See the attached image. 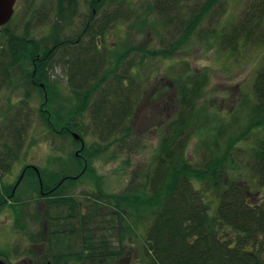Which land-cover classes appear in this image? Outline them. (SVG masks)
<instances>
[{"label": "trees", "instance_id": "trees-1", "mask_svg": "<svg viewBox=\"0 0 264 264\" xmlns=\"http://www.w3.org/2000/svg\"><path fill=\"white\" fill-rule=\"evenodd\" d=\"M220 1H148L149 8L139 14L126 6L129 0H87L89 9L80 29L67 33V28L76 25L79 2L56 0L52 4L54 18L50 31L39 39L32 36L29 27L17 33L10 22L0 32V88H28H24V98L15 114H8L15 104L10 98L8 110L0 112V136L4 139L0 146V175L11 171L21 152L29 124L26 104L32 93L30 84L39 85L44 93L40 109L51 131L71 136L76 150L79 148L78 154L73 151L76 167L86 165L94 172L93 157L114 144L119 152L126 149L127 157L123 161L129 165L134 153L144 146L134 121L142 94L136 68L146 57L171 59L195 35L201 38L203 46L211 47L220 41L228 51L239 50L248 43L264 47L262 1L252 3L235 24L203 30L204 21ZM152 13L161 20L158 25L175 31L166 47L133 46L130 38L119 51L105 46L111 28L127 24L133 17L131 27L148 23L157 26ZM174 22L176 25L172 27ZM158 27H152V35L158 34ZM56 64L65 68L78 100L71 105L73 114L90 107L93 128L108 140L105 144L95 142L90 146L80 133L85 141L83 145L72 134L78 129L72 121L74 116L65 115V111L54 105L57 90L53 89L55 82L50 69ZM183 70L182 74L169 76L166 88L173 93L163 101V108L157 106L153 115L145 117L147 130L157 132L159 139L148 160L139 162L131 183L123 191H105L103 177L96 174L97 189L86 192L85 200H78L64 190V183L75 179L69 171L50 179L38 165L42 187L49 190L45 195L55 199L54 206L68 208L49 212V216L58 214L54 218L64 221L61 232L69 234L67 238L54 234L51 254L55 261L89 264L100 259L129 264L132 257L141 254L147 264H264V61L256 71L252 91L242 97L245 107L252 106L248 118H242L240 113L226 118L218 111L211 112L207 102L199 104L210 76L208 72L198 73L190 65ZM93 95L96 98L91 101ZM238 119L243 121L235 128ZM195 135L203 152L200 157L190 159L188 146ZM11 138L14 142L10 143ZM246 139H251L250 148H244L248 158L246 163H241L236 154ZM240 167L250 171L246 179ZM24 168L18 192L11 195L17 202H27L25 196H19L25 188L37 190L38 197L43 196L38 173L30 165ZM256 176L260 184L253 183ZM0 185L11 186L2 178ZM257 185L259 188L254 190ZM106 222L110 224L106 231L112 233L104 232L102 226ZM16 223L26 229L23 221L17 219ZM58 231L59 227H54L53 232ZM114 235L118 244L110 239ZM128 236L132 238L130 243L126 240Z\"/></svg>", "mask_w": 264, "mask_h": 264}, {"label": "rangeland", "instance_id": "rangeland-1", "mask_svg": "<svg viewBox=\"0 0 264 264\" xmlns=\"http://www.w3.org/2000/svg\"><path fill=\"white\" fill-rule=\"evenodd\" d=\"M148 1L153 2L155 0H129V5L126 6L136 9L139 14H144L148 7ZM255 1H262L264 4V0H221L204 21L203 30L212 29V27L217 25L228 26L230 24H235ZM55 2L56 0H18L11 26L20 34L29 27L33 37L37 39L41 38L50 31L52 26L54 18V8L52 4L55 5ZM78 2L79 10L75 18L76 25L71 29L67 28V33L77 32L81 27L80 24H82L83 19L88 13L89 6L87 0H78ZM151 17L157 22V26L155 23H152V25L148 23L147 25L131 27V22L135 17L128 20L127 24L123 25L121 23L113 26L106 35L105 46L113 48L112 50L117 49L119 51L120 48L122 49V45L130 38V42L133 46L149 45L150 48L153 47L155 49L166 47L169 39L172 38V32L175 31H169L168 29L170 27L158 25L161 20L155 13H152ZM40 18L42 20H39ZM175 25L174 22L172 27ZM152 27H158V34L155 32H153V35L151 34L150 30H152ZM201 43V38L195 35L186 47L175 53L173 58H160L159 56L146 57L145 62L140 67L136 68L137 76H139L137 81L142 86V94L138 98L139 103L136 108L137 116L134 122L136 124L135 130L140 132L141 142L144 143V146L141 147V149L139 148L140 150L138 149V152L134 153L130 159L129 165L126 161H123L127 157L126 149L119 152L116 144H114L107 150L98 152L93 157L92 162L95 166L94 172L89 171L86 165H81L80 168L76 167V164L73 162V151L75 152L79 148L76 150L77 147L71 136L57 135L51 131L49 126L45 123L44 115L40 109L42 101L45 98L44 93L40 91L39 85L30 84L29 88L32 93L27 97L26 104L29 124L26 133L23 135L21 152L18 158L15 159L11 171L2 176L0 175V178L10 185L17 180L22 169L26 165L34 164L44 168V171L46 170L47 172V178L51 177L50 179H56L64 171H69V174L73 175L75 179L70 182L67 180L64 183V190L66 193H72L78 200H85V195H87L86 192L97 189L98 179L96 178V174H98L99 178L103 177L104 181L102 187L105 191L110 193H119L123 191L131 183L132 174L139 162L144 163L148 160L159 139L157 132L154 130H147L146 125L148 123H146V115H153L157 106H161V109L163 108V101L173 93L172 90L166 88L168 84L166 83L167 80L171 79L169 76L182 74L184 72L183 68L188 65L196 69L198 73L202 74L203 72H208L210 76V82L199 104L202 105V103L207 102V107L211 112L215 113L218 111L226 118H232L239 113L242 118L250 117L248 113L250 112L249 108L252 106L249 105L245 107V97H242L244 93H250L252 91V84L256 76V71L264 61V47L248 43L241 45L239 50L228 51L224 48L225 45L220 41L214 42L211 47L208 45L206 46V44L203 46ZM1 45L3 44L1 43ZM50 77L55 82L53 89L57 90V93L54 94V105L62 111H65V115L69 117L74 116L72 121L76 122L78 128L74 131L83 133L87 144L90 146L95 142L101 145L105 144L108 140L103 139L93 128V116L90 107L83 112L73 114L74 109L71 105L77 104L78 100L75 98L72 91L73 87L68 83L67 73L63 65L56 64L50 69ZM17 82H21V80H17ZM6 87H2L3 89L0 88V112L1 110H5V112L8 110L10 107V98L15 104L8 114H15V109L18 108L21 104L20 101L24 98V88L28 87L19 86L18 90H14L12 86H10V89ZM170 87L173 89V86ZM95 98L96 96L93 95L91 101ZM3 121L5 122V120ZM3 121L2 125L4 124ZM241 121L238 119L235 128L241 124ZM253 136H255V134ZM2 137L3 136H0V146L1 142L4 140ZM198 141L199 139L195 135L189 143L187 153L190 159L202 155L203 148ZM9 142L11 143L14 141L11 138ZM250 142L251 139L243 140L241 147L238 149L236 155L241 163L247 162L248 151L244 148H250ZM116 152L118 155L114 157V153ZM239 169L243 170L244 177L251 174L246 168L243 169L240 167ZM246 178L247 177H245V179ZM241 179L244 183V179ZM252 180H254L253 183L258 182L257 184H260V179H258L257 176ZM24 183L25 182L22 183V186ZM258 188L257 185L253 189L257 190ZM19 196H25V198L30 200V198L38 197L39 192L34 191L31 194L24 193L21 195L19 194ZM105 200L106 202L109 201L108 198H105ZM34 202L36 201L34 200ZM33 205H31L32 208L29 206L30 210L34 209ZM3 210L5 211L0 209V253L7 257H5V259L8 263L15 264L30 256V240H37L34 231H37L42 225H39L34 220H23L22 217L24 219L25 217L18 212V220L23 221L25 225L24 228H26L23 230V227L18 225L13 219L15 214H17L16 206H8ZM106 210L109 211L110 207L107 206ZM106 226H110V224L108 222L103 224L102 228L105 229L104 232L106 231ZM106 233L109 234L112 232L110 230L109 232L106 231ZM137 237L139 238V236ZM110 239H113L114 244L119 243L115 235L112 237L110 236ZM142 239H144V237H141V240ZM126 240L130 243L132 238L129 237ZM133 240L135 241V238H133ZM135 252L136 250L134 249V255ZM131 260L132 261H126H128L127 263L129 264H147V260L145 261L141 254L140 256L139 254L138 256L135 255ZM93 262L89 264H115L113 261L109 260V262H103L100 259Z\"/></svg>", "mask_w": 264, "mask_h": 264}, {"label": "flooded vegetation", "instance_id": "flooded-vegetation-1", "mask_svg": "<svg viewBox=\"0 0 264 264\" xmlns=\"http://www.w3.org/2000/svg\"><path fill=\"white\" fill-rule=\"evenodd\" d=\"M31 167L33 168V166ZM33 169L35 170V168ZM15 184L16 182L12 183L11 186H6V187L3 185H0V209L2 211H5L3 210L4 208L8 206L13 207L15 205L16 211H17L16 212L17 214H15L13 218L15 222L19 216L18 212L24 211L23 212L24 214L21 213V215L25 217V220L27 219L34 220L39 225H42L41 228H38L37 231H34L36 233L35 236L37 237V240H30L31 246L29 247L30 256L27 257L28 260L23 259L22 261L16 262L15 264H65L60 261H55L51 253L53 250L54 234L58 233L56 237H59V235H64L65 238H67L69 234H68V231H65L63 233L61 232L60 228L64 226L63 225L64 221L54 218L58 216V214L52 213V215L49 216V212H53V211L55 212L59 209L66 210L68 208L65 206H58V207L54 206L53 201L55 199H53V197H51L50 195H45L49 190L43 189L42 186H41V193L43 196L36 197V198H30V200L25 199L24 201H27V202H17L11 196L17 193V186ZM9 188L11 189L10 192H9ZM29 192L30 194L32 193L31 191L25 188L24 192H20L19 194H24V193L28 194ZM34 200L36 202H34ZM31 205H33L34 207V209L32 210L29 209V206ZM61 216H63V214ZM54 227L56 229H58L59 227V231L56 233L53 232ZM5 257H6L5 255L0 253V258L5 259Z\"/></svg>", "mask_w": 264, "mask_h": 264}, {"label": "water", "instance_id": "water-1", "mask_svg": "<svg viewBox=\"0 0 264 264\" xmlns=\"http://www.w3.org/2000/svg\"><path fill=\"white\" fill-rule=\"evenodd\" d=\"M16 4L17 0H0V30L4 25L8 24L11 21L15 12ZM73 135L77 139H80L82 144L84 145V141L79 133L74 132ZM0 264H7V262L4 259L0 258Z\"/></svg>", "mask_w": 264, "mask_h": 264}]
</instances>
